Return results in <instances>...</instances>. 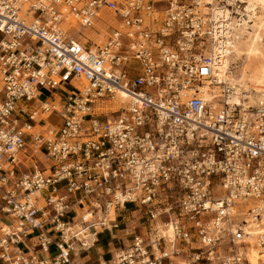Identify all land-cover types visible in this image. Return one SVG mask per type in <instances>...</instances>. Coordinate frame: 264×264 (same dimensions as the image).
I'll use <instances>...</instances> for the list:
<instances>
[{
  "label": "built area",
  "instance_id": "built-area-1",
  "mask_svg": "<svg viewBox=\"0 0 264 264\" xmlns=\"http://www.w3.org/2000/svg\"><path fill=\"white\" fill-rule=\"evenodd\" d=\"M229 1L0 0V264L102 235L99 264H264V100L214 78Z\"/></svg>",
  "mask_w": 264,
  "mask_h": 264
},
{
  "label": "rangeland",
  "instance_id": "rangeland-1",
  "mask_svg": "<svg viewBox=\"0 0 264 264\" xmlns=\"http://www.w3.org/2000/svg\"><path fill=\"white\" fill-rule=\"evenodd\" d=\"M244 1V19L233 18L230 25L235 47L233 57L228 59V66L234 74L227 73L226 78L258 95H264V0ZM104 38L105 34L99 40L103 41ZM44 94L47 95L46 92Z\"/></svg>",
  "mask_w": 264,
  "mask_h": 264
},
{
  "label": "bare ground",
  "instance_id": "bare-ground-1",
  "mask_svg": "<svg viewBox=\"0 0 264 264\" xmlns=\"http://www.w3.org/2000/svg\"><path fill=\"white\" fill-rule=\"evenodd\" d=\"M241 1H242V3L246 4L244 0H241ZM229 3L231 5H235L236 4V0H230ZM220 13L228 21V23H227V32L225 33V36L228 39L227 45H228V47L231 48L230 50H231V54L232 55L229 58H225L224 60H222V62L220 63V66L217 67V71L214 72V78L216 79L217 84H222L224 82L231 83V84H237V83H234L232 81V79L229 80V79L226 78V74L229 73V67H230V66H228V59L233 57V49L235 47V46H233L234 42H232L231 35H230V25H231V22L233 21L232 20L233 17H231L230 10H226V11L220 12ZM230 74H234V73H230ZM212 90L214 92L212 94V96H217L219 94L220 88H219V86H217V87L213 88ZM246 90L251 92V96L249 97L250 104H256L257 102H260V101L264 100V95H258L255 91H253L251 89H246ZM123 98L124 99H122V101H126L127 100L126 96H123ZM214 98H216V97H214ZM119 107H117V109H119Z\"/></svg>",
  "mask_w": 264,
  "mask_h": 264
},
{
  "label": "crops",
  "instance_id": "crops-1",
  "mask_svg": "<svg viewBox=\"0 0 264 264\" xmlns=\"http://www.w3.org/2000/svg\"><path fill=\"white\" fill-rule=\"evenodd\" d=\"M118 245L110 241L108 235H102L101 241L97 249L84 253L82 257V264H99L100 262H110L113 254L117 250Z\"/></svg>",
  "mask_w": 264,
  "mask_h": 264
}]
</instances>
